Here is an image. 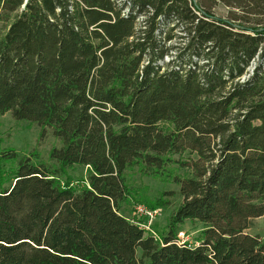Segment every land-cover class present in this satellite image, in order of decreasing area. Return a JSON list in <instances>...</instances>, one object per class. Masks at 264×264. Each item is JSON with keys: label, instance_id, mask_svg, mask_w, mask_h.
<instances>
[{"label": "trees", "instance_id": "16d2710c", "mask_svg": "<svg viewBox=\"0 0 264 264\" xmlns=\"http://www.w3.org/2000/svg\"><path fill=\"white\" fill-rule=\"evenodd\" d=\"M6 112L61 144L0 148V264H264V0H0Z\"/></svg>", "mask_w": 264, "mask_h": 264}, {"label": "rangeland", "instance_id": "374dc122", "mask_svg": "<svg viewBox=\"0 0 264 264\" xmlns=\"http://www.w3.org/2000/svg\"><path fill=\"white\" fill-rule=\"evenodd\" d=\"M225 10L226 9L224 7H218L219 13H224ZM60 144L61 141L53 136L49 129H47L46 134L42 136L41 128L36 123L26 119H15L12 117L10 112L0 114L1 149L12 148L21 155H29L31 152H36L38 156L36 162H42L50 165L51 167H55L57 164L55 161L50 159L49 152L53 147H59ZM84 175L85 169L79 165H75L66 169L65 174L60 178L61 180L69 179L73 181V183H76ZM132 185L140 188L141 191L149 197H153L158 190L169 188V186H163L162 184L156 183L147 177L142 179H133ZM136 203L142 202H133L125 205L122 210L123 214L132 218L134 216V206ZM173 207L174 205L166 208H150L159 209V213L151 223V229L154 232L155 230L152 227L153 223L157 227H162ZM143 220L145 221V218ZM198 229L199 226L197 224L186 221L178 235L179 239L193 245L195 243V237L198 234ZM247 232L251 234H258L264 240V216L253 220V224L247 229Z\"/></svg>", "mask_w": 264, "mask_h": 264}, {"label": "built area", "instance_id": "2783aa9c", "mask_svg": "<svg viewBox=\"0 0 264 264\" xmlns=\"http://www.w3.org/2000/svg\"><path fill=\"white\" fill-rule=\"evenodd\" d=\"M158 213L159 209H150L143 203H136L134 206V216L131 219L142 229L156 235L155 232L151 229V223ZM144 218L145 221L143 220ZM180 242L184 241L180 240Z\"/></svg>", "mask_w": 264, "mask_h": 264}]
</instances>
